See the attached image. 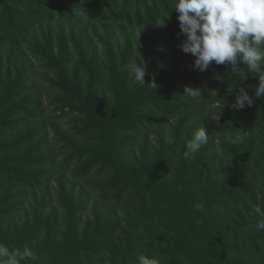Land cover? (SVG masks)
<instances>
[{
	"label": "trees",
	"instance_id": "16d2710c",
	"mask_svg": "<svg viewBox=\"0 0 264 264\" xmlns=\"http://www.w3.org/2000/svg\"><path fill=\"white\" fill-rule=\"evenodd\" d=\"M174 3L0 0V243L37 254L21 264H136L138 253L158 264H264V231L249 217L253 206L264 207V96L253 112H226L219 131L229 160L216 166L214 140L185 156L198 129L185 135L188 125L205 121L207 105L234 104L239 87L254 97L259 80L237 76L230 64L190 68L194 57L178 47L184 36ZM165 18L169 44L152 37L137 48L133 32L116 41V30L159 26ZM179 54L193 77L210 75L199 101L178 95L186 83L174 68ZM142 59L149 84L139 86L127 65ZM183 110L167 141L162 124ZM67 117L73 119L60 128ZM46 178L69 182L61 189L64 219L46 197L35 215L27 211L17 222L27 193ZM90 199L93 212L83 218Z\"/></svg>",
	"mask_w": 264,
	"mask_h": 264
},
{
	"label": "clouds",
	"instance_id": "9594fccd",
	"mask_svg": "<svg viewBox=\"0 0 264 264\" xmlns=\"http://www.w3.org/2000/svg\"><path fill=\"white\" fill-rule=\"evenodd\" d=\"M173 8L178 13L180 33L184 36L178 47L194 57L190 68L205 72L214 62L215 65L230 64L232 72L240 77L254 73L259 80L255 96L239 87L232 105L236 110L252 106L255 99L264 96V0H175ZM166 18L164 23L157 24L164 25ZM241 62L246 71L239 67ZM127 71L135 84H149L145 81L147 65L144 59L138 63L130 62ZM215 79L220 80V75L215 74ZM151 85L156 88L155 83ZM185 93L197 101L203 96L199 88L186 87ZM208 137L203 126L196 129L187 142L185 156L199 151L208 143ZM194 207L196 211L204 210L202 203ZM252 216L258 217L255 228L264 231V207L260 204L253 206L249 213V217ZM37 259V254L27 245L21 250L0 243V264H21ZM136 264H158V261L146 253H138Z\"/></svg>",
	"mask_w": 264,
	"mask_h": 264
},
{
	"label": "rangeland",
	"instance_id": "374dc122",
	"mask_svg": "<svg viewBox=\"0 0 264 264\" xmlns=\"http://www.w3.org/2000/svg\"><path fill=\"white\" fill-rule=\"evenodd\" d=\"M73 3V2H72ZM71 3V4H72ZM79 12H81L82 14H84V17L86 16L85 12H84V8L83 7H79L77 6L76 8ZM178 14V13H176ZM117 32V38L116 41L117 42H124L125 38L127 35H129L130 33H132V44L139 48L140 46H144L145 43L151 41L152 37H162L163 39L167 40V44H169L170 42V38H171V30L167 27L166 24L164 25H159V26H150V27H146L144 29L142 28H134L133 31H131L130 29L126 30V31H120V30H116ZM169 41V42H168ZM96 44V43H94ZM99 50L100 52L102 51V46L99 45ZM184 53V52H183ZM185 54V53H184ZM182 54H179V56L177 57V60H180V63H175L174 68H176L179 73H180V78H184L186 79V83L183 84L180 89L177 91L178 95H185V89L186 87H193V88H199L200 90L202 89V83L206 82V80L210 77V75H207L206 73H203L197 77H193L192 73H189L186 71V67H189V63L186 62L185 57L181 56ZM39 77L41 80H46V73H43L42 71H40L38 73ZM184 83V82H183ZM215 94V93H214ZM186 96V95H185ZM115 97H112L111 100H114ZM233 105V104H232ZM232 105H224L222 102H218V103H214V104H210L207 105L206 107V117H205V121L203 122L201 120V118L195 120L194 122L190 123L188 125L186 134H188V130L190 131V129H193L195 127H207L206 132L209 135L208 137V141L210 140H214L215 142V146L218 148V150H211L210 154L212 155V157H215V164L216 166H218L220 163L229 160V158L227 157V149H221L222 146V142L225 140V136H222L220 134L219 128L221 126L224 125V120L228 119V115L226 114V112L228 113V111H235L236 109L232 107ZM48 110H52V107H48ZM255 109L253 106H246L245 108L238 110L240 111V113L242 112H253ZM185 110L182 111L181 113L176 114L175 116L171 117L170 119L166 120L162 126H163V130H164V135L166 140H171V138H173L176 134H177V128L180 124V120L181 117L184 115ZM73 119V117H67L65 119H63L61 121V125L59 126L60 128H65L67 127L66 125L70 124L71 120ZM53 125L48 126V129L46 130V133H49V136L51 139H54V131L52 129ZM58 127V128H59ZM185 135L183 136V140L185 139ZM228 137V136H227ZM143 140H141L136 148V150H138L140 148V144ZM157 143V133L154 130L152 132V134L149 137V145L150 148H152L153 146H155V144ZM203 147V146H202ZM201 147V148H202ZM178 149V148H177ZM151 153H154V149L151 150ZM196 153V152H195ZM195 153H192V155H195ZM71 179V178H70ZM67 183V185L69 186V182L66 179H57V178H52V179H48L46 178L44 181H42L41 186L39 185L38 187H34L32 191H29L27 193V197H26V201L24 202L25 207L22 208L21 211V215L19 216L17 220V222H22L25 219V212L29 211L30 214H36V209L39 203H41L42 201L45 200V198L47 197L50 202H51V206L49 207L50 209H52L51 211H53L55 213L56 216L59 217L60 220L64 219V215L66 214V205L63 203H60V199H61V189L62 188V184ZM85 185V190H88L90 183H84ZM75 191L77 193H83L81 191L80 188H75ZM89 207L88 210L86 211V214L83 216V218H87L89 217V215L92 214L93 212V202L92 199L89 200ZM49 209V210H50ZM33 220H35V222L37 221V219L32 218ZM37 223V222H36ZM38 227L35 225V229L38 231L39 236H43L44 234V226L42 225V223H37Z\"/></svg>",
	"mask_w": 264,
	"mask_h": 264
}]
</instances>
